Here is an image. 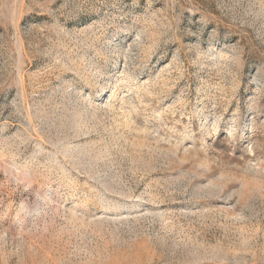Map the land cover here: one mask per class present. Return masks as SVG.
<instances>
[{
	"label": "rangeland",
	"instance_id": "rangeland-1",
	"mask_svg": "<svg viewBox=\"0 0 264 264\" xmlns=\"http://www.w3.org/2000/svg\"><path fill=\"white\" fill-rule=\"evenodd\" d=\"M0 264H264V0H0Z\"/></svg>",
	"mask_w": 264,
	"mask_h": 264
}]
</instances>
